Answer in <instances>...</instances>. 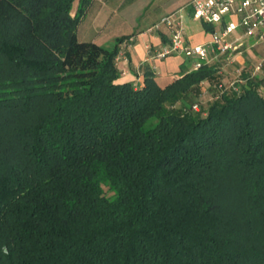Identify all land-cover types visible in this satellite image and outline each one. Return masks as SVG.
<instances>
[{"label":"trees","instance_id":"16d2710c","mask_svg":"<svg viewBox=\"0 0 264 264\" xmlns=\"http://www.w3.org/2000/svg\"><path fill=\"white\" fill-rule=\"evenodd\" d=\"M75 1L0 0V264H264V65L135 87Z\"/></svg>","mask_w":264,"mask_h":264},{"label":"crops","instance_id":"0c3cea01","mask_svg":"<svg viewBox=\"0 0 264 264\" xmlns=\"http://www.w3.org/2000/svg\"><path fill=\"white\" fill-rule=\"evenodd\" d=\"M191 2L192 0H122L118 4V8L122 6L135 7L139 13L145 9H151L148 11L149 16L144 19L138 30L122 33L117 30L116 32L120 35L129 36L119 46V53L121 52L122 55L116 65L120 81L132 83L135 87H141L144 85L146 79L152 78L158 86L164 88L183 75L193 71L191 61L186 60L182 56H172L163 60L156 59L154 57L155 51L167 43V37L163 32L149 31L150 27L161 17L176 12L179 9H184L187 13L184 19L186 44L189 46H198L211 43L213 41V32L221 30L223 25L214 26L194 20L190 8ZM113 12L115 10L108 14L105 23L109 21ZM78 33L81 40H90L99 45H103L95 36L86 37L83 35L81 37L80 26ZM117 34H115L116 37L118 36ZM262 34H264V29L259 30L253 36L254 38L252 36L247 37L244 36L243 30L239 29L231 35V40L235 38L239 39L237 43L238 48L235 49L237 50L235 51V60L238 61L242 68H249L261 62V52H259L261 49L259 50V46H263L264 44L261 42ZM258 36L260 37L258 38ZM147 45L151 49H147ZM202 84L204 88V82Z\"/></svg>","mask_w":264,"mask_h":264},{"label":"built area","instance_id":"2783aa9c","mask_svg":"<svg viewBox=\"0 0 264 264\" xmlns=\"http://www.w3.org/2000/svg\"><path fill=\"white\" fill-rule=\"evenodd\" d=\"M190 8L194 20L214 26L223 25V28L213 32L211 43L189 46L185 42L186 11L179 9L167 14L149 29L150 32H163L167 37V43L155 51L156 59L182 56L191 61L192 70H198L238 48L239 39L230 38L237 30L242 29L244 36L251 37L264 29V0H192ZM147 49L151 47L147 45ZM121 55L120 52L116 56V63ZM192 108L198 110V105Z\"/></svg>","mask_w":264,"mask_h":264},{"label":"rangeland","instance_id":"374dc122","mask_svg":"<svg viewBox=\"0 0 264 264\" xmlns=\"http://www.w3.org/2000/svg\"><path fill=\"white\" fill-rule=\"evenodd\" d=\"M121 1L122 0H93L92 3H96L89 8L87 15L84 17L80 25L81 37H83V35L86 37L95 36L103 46L108 48L112 47L118 39H128V35L117 34V30H119V32L121 31L120 33L138 30L144 19L149 16L148 11L151 9H145L143 12L139 13L136 11L137 8L132 6H122L121 8H118V4ZM77 7L78 0L74 3L72 10L73 15L76 13ZM114 10L115 12L111 14L109 21L105 23L108 14ZM115 34L118 36L116 37ZM253 36L252 38H254ZM259 37L260 36H258V38ZM261 42L264 43V34H262ZM259 50V52H261V62L249 68H242L238 61L235 60V51L237 50L228 52L221 56L216 62L209 65L215 70L216 81H204V91L199 98L200 105L205 106L207 101L222 89L237 87V85L240 84L244 73L250 75L252 78H262L264 44L263 46H259ZM258 67L260 68L257 69Z\"/></svg>","mask_w":264,"mask_h":264}]
</instances>
